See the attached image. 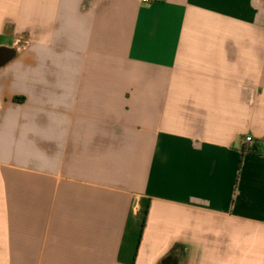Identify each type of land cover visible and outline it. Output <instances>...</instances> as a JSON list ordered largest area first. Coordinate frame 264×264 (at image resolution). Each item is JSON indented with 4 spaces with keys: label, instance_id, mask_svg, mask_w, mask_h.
<instances>
[{
    "label": "crops",
    "instance_id": "crops-1",
    "mask_svg": "<svg viewBox=\"0 0 264 264\" xmlns=\"http://www.w3.org/2000/svg\"><path fill=\"white\" fill-rule=\"evenodd\" d=\"M0 46V264H126L142 198L136 264H264V0H0Z\"/></svg>",
    "mask_w": 264,
    "mask_h": 264
},
{
    "label": "trees",
    "instance_id": "trees-1",
    "mask_svg": "<svg viewBox=\"0 0 264 264\" xmlns=\"http://www.w3.org/2000/svg\"><path fill=\"white\" fill-rule=\"evenodd\" d=\"M15 99L21 100L24 98L16 97ZM262 149L263 145L260 142H256L247 151L250 153H260ZM151 203L150 198H142L140 201V209L137 212L131 211L129 214L120 250V260L126 264H136L151 209Z\"/></svg>",
    "mask_w": 264,
    "mask_h": 264
},
{
    "label": "water",
    "instance_id": "water-1",
    "mask_svg": "<svg viewBox=\"0 0 264 264\" xmlns=\"http://www.w3.org/2000/svg\"><path fill=\"white\" fill-rule=\"evenodd\" d=\"M16 55L13 48L0 46V68L8 64Z\"/></svg>",
    "mask_w": 264,
    "mask_h": 264
},
{
    "label": "built area",
    "instance_id": "built-area-1",
    "mask_svg": "<svg viewBox=\"0 0 264 264\" xmlns=\"http://www.w3.org/2000/svg\"><path fill=\"white\" fill-rule=\"evenodd\" d=\"M141 1H142V2H149L150 0H141ZM245 141H246L247 143H252V142H254V139H253L252 136H247L246 139H245Z\"/></svg>",
    "mask_w": 264,
    "mask_h": 264
}]
</instances>
